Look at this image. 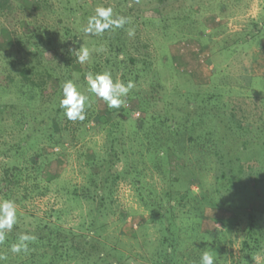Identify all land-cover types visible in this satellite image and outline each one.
<instances>
[{
	"label": "rangeland",
	"instance_id": "1",
	"mask_svg": "<svg viewBox=\"0 0 264 264\" xmlns=\"http://www.w3.org/2000/svg\"><path fill=\"white\" fill-rule=\"evenodd\" d=\"M97 7H111L114 16L126 17L128 23L108 30L110 34H85L82 29ZM129 30L134 34L129 36ZM119 39L124 43L117 59L120 64L104 68L106 57L117 56L107 44L116 46ZM79 47H87L90 57L83 64L77 61L70 75L88 95L86 108L90 110L100 112L106 106L86 91V77L95 73V64L101 65L99 72H111L114 81L134 82L121 106L129 110V120L144 112L137 106L142 100L151 101L153 95L155 105H149L150 110L160 109L165 102L172 109L183 108L189 100L208 94L217 95L218 104L222 103L211 115L220 133L226 134L220 150L232 158V164L227 166L226 160H218L216 155L181 154L190 164L188 170L180 169L179 177L194 181L192 177L197 176L202 187L193 184V193H186L170 209L174 224L170 223L172 237L167 244L161 221L167 216L154 218L158 205L152 202L148 206L147 192L141 199L125 174L108 185L111 191L104 193V205H100L101 197L91 183L95 165L89 159L103 156L106 131L92 122L82 131L63 110L54 112L61 99L52 93L59 87L56 78L46 77L48 96L34 98L26 93L24 84L8 82V76H18L22 65L58 75L66 55L75 56L71 51ZM62 82L60 78V85ZM231 108L246 130L232 122L225 132L226 121L234 120ZM65 121L76 132L60 134L59 125ZM211 126L207 123L205 127ZM201 127L205 129L203 123ZM123 131L133 134V121L126 123ZM198 132L196 129L193 136ZM262 139L264 0H0V171L11 161L23 166L38 156L44 163L37 173L24 176L19 194L3 196L7 188L0 185V200L15 202L17 223L11 231L24 233L34 230L38 222L51 221L82 237L89 234L95 238L98 252L89 259L86 252L61 264H199L205 251L214 256L215 264H240L250 212L257 215L258 228L264 231ZM128 145L135 151L138 141H128ZM181 162L172 156L169 171L174 172ZM124 163L119 155L112 172H121ZM222 172L226 178L220 176ZM165 175L169 181V172ZM145 176V183H151L158 194L155 198L160 200L163 192L170 190L157 170ZM253 178L259 181L256 186L251 185ZM97 183L100 187L99 180ZM185 189L179 182L172 191L185 193ZM101 248L103 257L108 258L104 261ZM11 256L15 253L0 242V264L10 263ZM249 264H264V245Z\"/></svg>",
	"mask_w": 264,
	"mask_h": 264
},
{
	"label": "trees",
	"instance_id": "2",
	"mask_svg": "<svg viewBox=\"0 0 264 264\" xmlns=\"http://www.w3.org/2000/svg\"><path fill=\"white\" fill-rule=\"evenodd\" d=\"M107 31L104 33L110 34L107 33ZM104 38L106 40L105 36ZM102 39L101 36L99 41L102 42ZM119 41L120 43L116 44V46L113 44H107L109 50L115 52L117 56L114 58L111 56L113 59H111L110 56L106 57L104 68H107V64H111V67L120 64V62L117 63V59L120 60L119 55H121V51H123L122 45L124 43H122L121 39H119ZM123 57L125 59V54H123ZM129 60L133 61V58L129 57ZM63 63V70L60 69L58 75H54L51 72L47 74V71L37 72L36 70L38 69V66L35 65H22L18 72V76L14 79H12L11 76H8V82L13 83L18 81L19 84H24L27 87L26 93H28L31 98H34L37 95L40 97L48 96L45 93L46 77L49 76L48 79L55 77L58 81L59 87H56L54 89L55 92L52 93L54 96L57 94L61 96V85L63 82L60 85V78L63 79L64 82L68 80L72 81L70 73L73 71V65L77 63V60L74 55L68 53ZM100 67V64H95L94 72L100 73ZM6 86L7 85H3L2 87ZM158 94H162V92L160 91ZM132 96V94H129L128 98L131 100L133 98ZM216 96L217 95L212 96L210 94L206 96L198 95L197 99L193 98L192 100H189L183 108L172 109L167 102H165V104L160 106V109L154 108L150 110L148 108L149 105L150 107L155 105V101L153 102V95L151 97L152 102L148 99L146 101L142 100L140 106H137L138 109L144 112L141 111V115L136 120H129V110L124 106L119 109H109L106 105L104 110L100 112L99 110L94 111L90 110V108H86V118L83 121L76 120V125L79 126L82 131H85V125L92 122L93 125H98L100 129L106 131L105 135L106 138H108L106 141L107 144L105 143L106 145L103 156L95 155L89 159L90 164L95 165L94 171H91L93 173L91 183H93V188L97 196L101 197L100 205H104L102 202L104 199V193H106L107 190L109 192L111 191V186L108 185L114 183L125 174L127 177L131 178L130 184L136 189L141 199L142 193L147 192L145 199L148 206L152 202H154L153 205H158L157 213L151 209V214L154 212L152 216H157L154 217L156 219H163V215L167 216V218H164V220L161 221L164 223L167 232V235L164 236V243H169V239L172 237L170 223H173L169 215L171 213L170 209L175 207L186 193H193V190L191 189L193 184L197 183L196 186L199 189L202 187L201 181H199L197 176L192 177L195 179L194 181L190 180L191 178L188 177L184 179L179 177L182 174L181 170H188L190 164L188 163V158H182V155L190 151L193 155H198L200 158L213 157L212 155H216L218 160H226L225 164L227 166L232 164V158L227 157L224 150H220L223 144L226 143V140L224 141V135L226 134L220 133L222 130H218L216 124L213 123L215 117L211 115L212 113H215L214 109H217L222 104H218V97L216 98ZM158 97L159 96L157 95L156 98L159 99L160 97ZM231 110L232 112L229 114L234 120L230 121V123L226 121L224 127L227 129L225 132L232 127V122L236 124V127H238L239 130H246L244 122L238 121L236 117H234L232 108ZM61 111L62 109L58 105L54 112L59 114ZM131 121H133L135 132L130 135L124 134V126ZM202 123L204 127L207 123L212 126L211 128L205 127L204 129L201 127ZM196 129H198L199 132L196 136H193ZM73 132H76V129L74 127L71 129L70 122L65 121L62 126L59 125L60 134L68 133L69 135ZM128 141H138L137 150L133 151L131 146L128 145ZM263 141L264 140L262 139L260 142ZM130 154H136V158L131 160ZM119 155L125 159L122 171L112 172L113 164L119 159ZM172 156L183 161L176 166V168L181 167L177 170L178 176H176V168L174 172L169 171L168 168V165L170 166L171 164L170 161ZM236 157L237 159L239 158V156ZM128 158L131 162H128ZM42 160L40 156H38L33 157L30 162L23 163V166L16 164L19 161H11V164L4 166L0 171V183H2L0 185L7 188L6 191L3 192V196L8 197L11 194H19L20 181L24 176H27V174H29L27 176L29 177L31 174L30 172L37 173L41 170L42 165L44 164L41 162ZM154 169L158 171V174L165 176L162 180H166L170 186V190L166 189L165 192H163V195L160 196V200L159 197L155 198L158 194H155L152 184L149 182L145 183V173ZM165 172H169V175H167L169 181L166 178ZM220 176L226 178L225 173ZM229 178L234 177L229 176ZM180 179L182 180L180 181ZM98 180L100 181V187L97 183ZM179 182L183 183L187 188V191L185 189V193H179L178 191L173 193L172 189L176 188ZM258 182L259 181L256 178H253L251 180V185L256 186ZM257 223V215L250 212L248 214L246 237L242 242L240 264H249L250 259L253 258L261 248H263L264 231L258 228ZM25 233L34 235L36 237L35 241L29 243L27 251H21L15 253V256H11V259L8 260L11 262L8 264H61L72 257L76 258L78 255L83 256L86 252L88 253V256L86 257L89 259L93 253L98 252V247L94 240L95 238H92L91 235L84 234L82 237L79 234L55 225L51 221L38 222L35 224L34 230L25 231L24 233H18L16 231L6 232L3 243L11 249V245L18 241V237L21 234ZM99 252L102 253L100 257L103 261L104 259H108L103 257L104 253L102 248ZM165 258H167V254L165 255ZM165 264L168 263L166 262Z\"/></svg>",
	"mask_w": 264,
	"mask_h": 264
},
{
	"label": "clouds",
	"instance_id": "3",
	"mask_svg": "<svg viewBox=\"0 0 264 264\" xmlns=\"http://www.w3.org/2000/svg\"><path fill=\"white\" fill-rule=\"evenodd\" d=\"M128 23L126 17L114 16L111 7H97L94 15L89 17L87 24L82 31L85 34L101 35L107 30L122 28ZM129 36L133 35L132 30L128 31ZM75 54V59L83 64L89 60L90 51L87 47H79L71 51ZM135 87L133 81L126 84L121 81H114L111 73H89L86 77V91L103 100L109 109H119L124 103V97ZM61 99L59 107L64 111L68 120L83 121L86 118L85 110L89 97L80 91L77 85L71 81H65L61 85ZM17 223V209L12 200H0V242L5 239V233L10 232ZM36 237L31 234H21L18 241L11 245L13 253L27 251L30 242L35 241ZM199 264H215L212 254L202 252Z\"/></svg>",
	"mask_w": 264,
	"mask_h": 264
}]
</instances>
